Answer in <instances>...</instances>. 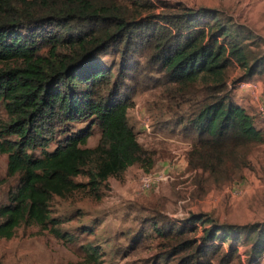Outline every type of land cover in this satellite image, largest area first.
Masks as SVG:
<instances>
[{
  "label": "trees",
  "instance_id": "obj_1",
  "mask_svg": "<svg viewBox=\"0 0 264 264\" xmlns=\"http://www.w3.org/2000/svg\"><path fill=\"white\" fill-rule=\"evenodd\" d=\"M257 36L203 7L0 0V155L6 156V179L14 181L0 203V240L34 226L77 248L85 264L102 263L98 246L81 243L92 231L64 230L67 220L51 205L84 191L100 199L110 178L123 179L135 165L150 172L155 153L137 140L128 120L134 97L148 90L192 87L201 93L192 115L161 126L192 141L186 170L194 195L241 179L254 151L264 147V116L260 126L231 99L227 73L241 70L243 82L264 77V51L257 57L249 52L251 40L264 47ZM103 55L116 62L106 66ZM79 124L86 125L76 130ZM96 135V146L85 147ZM142 223L164 237L166 257L175 264H264V223L220 226L194 214L176 221L161 208ZM198 225L200 236L188 237ZM242 239L250 245L247 263L234 246L223 248Z\"/></svg>",
  "mask_w": 264,
  "mask_h": 264
},
{
  "label": "rangeland",
  "instance_id": "obj_2",
  "mask_svg": "<svg viewBox=\"0 0 264 264\" xmlns=\"http://www.w3.org/2000/svg\"><path fill=\"white\" fill-rule=\"evenodd\" d=\"M152 1L217 10L224 22L245 24L255 36L264 39V0ZM251 41L250 57H257L264 47L257 39ZM101 59L106 66L116 62L112 55H103ZM241 76V70L229 69L227 86L231 91L230 97L246 106L262 126L264 77L257 76L250 81L259 84L254 92L243 86ZM200 98L201 93L192 87L175 93L164 92V89L138 93L134 97V107L128 111V120L137 140L145 149L155 153V166L147 173L135 165L125 172L123 179L110 178L100 199L84 191L53 201V212L67 220L64 230L77 234V228L85 227L92 231L91 236L80 237L81 243L89 242L99 247L101 264H175L176 258L166 257L164 237H158L150 224L142 223L152 210L161 208L165 216L176 221L194 214L203 215L220 226L264 223V147L254 151L251 168L243 171L241 179L220 188L213 187L203 196L194 195L196 187L192 183V173L186 170V153L192 141L182 137L179 130H162L161 126L178 117L192 115L200 105ZM144 119H149V132L143 127ZM85 125L79 124L74 128L81 129ZM98 139V135L90 138L85 147H95ZM4 162L0 156V180H5L0 187V203L5 201L4 194L8 188L14 185L13 180L6 179ZM158 175L164 179L155 182L148 190L141 188L144 177ZM79 180L84 181L82 178ZM200 230L198 225L195 235L189 233L187 236L198 238ZM229 245L237 248L244 263L249 259L250 245L243 239L237 245L228 241L223 246L225 251ZM0 261L2 264H85L77 248L63 244L34 226L18 229L10 240H0Z\"/></svg>",
  "mask_w": 264,
  "mask_h": 264
},
{
  "label": "built area",
  "instance_id": "obj_3",
  "mask_svg": "<svg viewBox=\"0 0 264 264\" xmlns=\"http://www.w3.org/2000/svg\"><path fill=\"white\" fill-rule=\"evenodd\" d=\"M243 86H245V88H248V89H250V90H252L254 92L258 88V86L255 83L250 82V81L249 82H244ZM143 127H144L145 131L149 132V130H150L149 119H144L143 120ZM163 179H164L163 176H159V175L155 176L153 178L144 177L142 179V181H141V188L143 190H148L155 182H158V181L163 180Z\"/></svg>",
  "mask_w": 264,
  "mask_h": 264
},
{
  "label": "crops",
  "instance_id": "obj_4",
  "mask_svg": "<svg viewBox=\"0 0 264 264\" xmlns=\"http://www.w3.org/2000/svg\"><path fill=\"white\" fill-rule=\"evenodd\" d=\"M243 25H245V24H243ZM245 26H247V25H245ZM248 27V26H247ZM249 28V27H248ZM257 86H259V84L257 85ZM239 105H241L242 107H244L245 109H247L248 110V108L246 107V106H244V105H242V104H239ZM3 159H4V161H6V156H4V155H0ZM4 164L6 165V162H4ZM5 168H6V166H5Z\"/></svg>",
  "mask_w": 264,
  "mask_h": 264
}]
</instances>
